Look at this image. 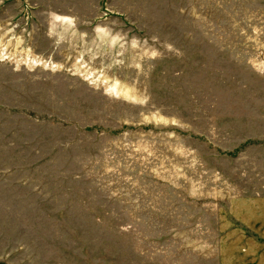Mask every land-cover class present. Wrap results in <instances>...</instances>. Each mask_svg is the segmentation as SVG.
Instances as JSON below:
<instances>
[{
    "label": "rangeland",
    "instance_id": "obj_1",
    "mask_svg": "<svg viewBox=\"0 0 264 264\" xmlns=\"http://www.w3.org/2000/svg\"><path fill=\"white\" fill-rule=\"evenodd\" d=\"M6 45L53 66L0 57V264H257L264 0H0Z\"/></svg>",
    "mask_w": 264,
    "mask_h": 264
},
{
    "label": "built area",
    "instance_id": "obj_2",
    "mask_svg": "<svg viewBox=\"0 0 264 264\" xmlns=\"http://www.w3.org/2000/svg\"><path fill=\"white\" fill-rule=\"evenodd\" d=\"M9 33V31H7ZM12 40V39H11ZM21 45V44H20ZM15 45V46H0V57H6L8 60H13L15 64H25L27 67L35 66H53L50 59H44L35 55L30 47Z\"/></svg>",
    "mask_w": 264,
    "mask_h": 264
},
{
    "label": "crops",
    "instance_id": "obj_3",
    "mask_svg": "<svg viewBox=\"0 0 264 264\" xmlns=\"http://www.w3.org/2000/svg\"><path fill=\"white\" fill-rule=\"evenodd\" d=\"M240 227L245 228L246 230H248L249 232L256 234V236L260 239V241H264V218H260L257 217V219H245V218H241L239 220L236 221ZM244 236L241 237V242L246 243V244H250L246 247L242 246L241 249L246 251V260L248 261L249 258L250 259H254L257 264H261L262 261L264 260V254L262 252L259 251V249L257 248L258 244H256L254 241H248V239H244ZM248 237V236H246ZM253 243V244H251ZM239 248V246L237 247V249ZM256 249L258 250V253L254 254L252 253L253 250Z\"/></svg>",
    "mask_w": 264,
    "mask_h": 264
}]
</instances>
